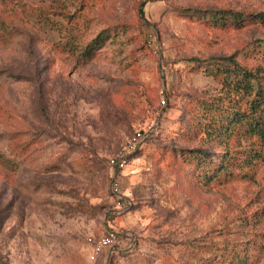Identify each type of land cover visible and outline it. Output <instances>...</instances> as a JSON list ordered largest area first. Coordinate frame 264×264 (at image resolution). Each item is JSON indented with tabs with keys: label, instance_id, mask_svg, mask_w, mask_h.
Here are the masks:
<instances>
[{
	"label": "rangeland",
	"instance_id": "1",
	"mask_svg": "<svg viewBox=\"0 0 264 264\" xmlns=\"http://www.w3.org/2000/svg\"><path fill=\"white\" fill-rule=\"evenodd\" d=\"M221 12L243 20L209 19ZM260 13L264 0H0V264H264V146L241 130L208 141L186 112L221 95L190 60L264 63ZM142 129L118 214L108 159ZM225 142L236 175L203 185L192 152L217 162Z\"/></svg>",
	"mask_w": 264,
	"mask_h": 264
},
{
	"label": "trees",
	"instance_id": "2",
	"mask_svg": "<svg viewBox=\"0 0 264 264\" xmlns=\"http://www.w3.org/2000/svg\"><path fill=\"white\" fill-rule=\"evenodd\" d=\"M230 18L235 23L243 20L242 17H239V14L233 13V16L228 17L226 12H221L220 16L210 17L209 19L218 25H224ZM257 18L264 21V13H260ZM110 30L109 28L99 32L86 46L76 48L75 53L79 56V59L83 61L91 60L98 52L103 50L110 38ZM190 62H192L190 64L192 68H200L199 70L205 75L217 82L221 92L220 96L211 97L210 99L193 100L195 105L190 110L186 109V112L189 111L191 115L190 126L195 135H203L208 141L220 140L224 137H231L234 132L241 130L250 138L259 140L264 146V63L249 68L237 64L233 58L206 61L193 59ZM152 136L153 133L151 132L150 137L143 143L141 148L132 155L130 164L139 154L144 152L143 147L150 142ZM169 141H173V139L166 140L164 146L157 145V147L168 152L161 153L160 157L168 154L173 159V147L170 146L173 142ZM220 152L219 161L217 162L204 149H197L196 152H192L190 162L194 163L195 168L199 167L205 173L200 179L203 185L220 182L223 178L236 175L231 167L238 168L234 164V159L237 160L238 158H232L233 156H231L226 142ZM150 263L152 261L146 260L143 264Z\"/></svg>",
	"mask_w": 264,
	"mask_h": 264
},
{
	"label": "built area",
	"instance_id": "3",
	"mask_svg": "<svg viewBox=\"0 0 264 264\" xmlns=\"http://www.w3.org/2000/svg\"><path fill=\"white\" fill-rule=\"evenodd\" d=\"M161 94L163 95L161 104L163 106H166L167 96L164 91H162ZM151 132L152 129L136 130V132L129 139L127 146L121 149L119 152L110 156L108 159L109 167L112 171L115 172L111 179V193L112 197L116 201V211L118 214H121L124 211V197L120 187V176L130 165L132 155L141 148L143 143L150 137ZM116 237L117 234L115 233V231L108 230L105 236H103L100 240L94 243L92 259H95L105 248H109L110 246H112L116 240Z\"/></svg>",
	"mask_w": 264,
	"mask_h": 264
}]
</instances>
